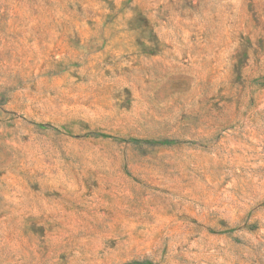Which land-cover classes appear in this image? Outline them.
<instances>
[{"label": "rangeland", "instance_id": "rangeland-1", "mask_svg": "<svg viewBox=\"0 0 264 264\" xmlns=\"http://www.w3.org/2000/svg\"><path fill=\"white\" fill-rule=\"evenodd\" d=\"M0 264H264V0H0Z\"/></svg>", "mask_w": 264, "mask_h": 264}]
</instances>
